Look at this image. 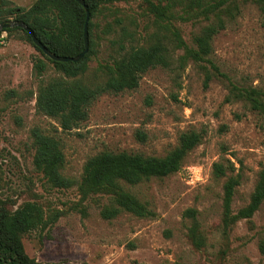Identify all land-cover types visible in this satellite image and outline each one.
<instances>
[{
  "label": "rangeland",
  "instance_id": "1",
  "mask_svg": "<svg viewBox=\"0 0 264 264\" xmlns=\"http://www.w3.org/2000/svg\"><path fill=\"white\" fill-rule=\"evenodd\" d=\"M0 0V25L15 21L10 7L30 8L37 0ZM179 13H181L177 9ZM223 18L226 28L213 41L209 59L228 78L214 74L210 62L188 61L183 68L157 67L146 72L136 90L106 93L88 108L78 129L64 132L57 120L37 110L42 82L65 79L24 32H4L0 45V201L10 211L28 202L49 217L62 216L50 230L38 228L21 237L35 264H264V202L251 219L225 222L223 205L227 177H216L215 163L233 165L227 176H241L232 202V217L248 206L264 170V119L240 101L228 102L229 81L255 88L264 100V12L254 0H233ZM95 29L97 53L85 75L88 85L106 80L104 65L112 63V42L122 29L132 37L126 45L148 47L167 35L140 0L104 6ZM186 43L209 22H173ZM178 51L175 57L182 55ZM47 70L36 76L34 63ZM207 67L213 78L205 88ZM72 81V79H68ZM57 137L65 154L64 176L80 182L87 160L103 151L164 157L179 144L183 132L197 131L203 140L186 157L181 170L137 186L124 184L155 215L140 218L121 212L106 220L102 211L114 205L110 196L83 199L78 185L51 187L36 168L33 130ZM139 133H143V140ZM195 210V218L187 216Z\"/></svg>",
  "mask_w": 264,
  "mask_h": 264
},
{
  "label": "trees",
  "instance_id": "2",
  "mask_svg": "<svg viewBox=\"0 0 264 264\" xmlns=\"http://www.w3.org/2000/svg\"><path fill=\"white\" fill-rule=\"evenodd\" d=\"M91 14L89 22V52L78 63L56 62L47 57L37 48L30 35L21 28L0 30L4 32L20 30L28 40L53 64L55 70L65 76V79H53L42 82L37 96L38 112L58 121L64 132L78 129L82 122L89 118L88 108L99 97L106 93L119 94L136 90L140 86L142 76L157 67L170 69L176 63L183 68L188 61L200 63L208 61L214 74L228 78L209 59L213 54L214 38L226 28L223 15L233 0H140L155 20L164 28L167 35L148 47L136 45L127 46V39L132 37L126 29H122L120 39L112 42L114 56L112 63L104 65L106 80L97 85H88L75 80L88 71V62L97 53L95 47V29L98 23L94 20L101 9L123 0H83ZM137 1V0H135ZM264 12V0H254ZM2 4H11L2 0ZM180 8V12H178ZM6 14L15 21L25 23L36 37L52 53L62 57H76L85 48L84 28L86 11L76 0H37L30 8L10 7ZM177 20H200L209 22L195 35V48L190 47L183 39L181 32L175 27ZM9 20H4L5 24ZM183 54L175 57L176 52ZM205 72L204 86L207 88L213 78V73L201 66ZM36 76L42 78L47 70L43 60L34 63ZM72 79V81H68ZM228 102L240 101L264 119V100L262 93L255 88L240 87L229 81ZM144 140V134L139 133ZM37 147L35 166L43 174L47 183L56 189H70L78 185L85 199L91 194L110 196L114 205L107 206L102 211L106 220L116 218L121 212H128L140 218L153 217L149 210L136 196L128 192L123 183L137 186L152 178L163 179L179 172L186 157L203 140V135L197 131L183 132L178 146L164 157L145 156L128 152L103 151L87 160L84 165L80 182L63 175L65 154L60 140L54 135L46 134L39 128L33 130ZM213 172L216 177H227L224 184L223 205L225 222L230 220L251 219L264 202V170L260 175L258 185L251 196L250 203L232 217L231 207L236 188L241 184V176H227L228 171L235 170L233 165L215 163ZM196 211L188 210L187 216L195 218ZM62 216L61 211L46 217L44 209L37 203L28 202L15 211H10L0 201V264H35L25 252L21 237L24 233L41 228L50 230ZM264 253V243L261 245Z\"/></svg>",
  "mask_w": 264,
  "mask_h": 264
},
{
  "label": "water",
  "instance_id": "3",
  "mask_svg": "<svg viewBox=\"0 0 264 264\" xmlns=\"http://www.w3.org/2000/svg\"><path fill=\"white\" fill-rule=\"evenodd\" d=\"M80 5H82L86 11L87 17H86V23H85V28H84V44L85 48L84 51L76 56V57H62L58 56L54 53H52L46 46L42 44V42L36 37L34 34L33 30L29 28L25 23L20 22V21H9L5 24L0 25V30L3 29H9V28H21L24 31H26L30 37L32 38V41L34 45L39 48L47 57H49L51 60L56 61V62H74L78 63L81 61L85 55L89 52V22L91 19V14L90 11L88 10V7L86 6L85 2L83 0H76Z\"/></svg>",
  "mask_w": 264,
  "mask_h": 264
}]
</instances>
